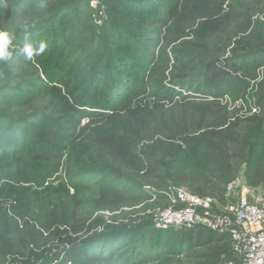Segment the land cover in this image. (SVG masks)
I'll return each instance as SVG.
<instances>
[{
    "label": "rangeland",
    "instance_id": "obj_1",
    "mask_svg": "<svg viewBox=\"0 0 264 264\" xmlns=\"http://www.w3.org/2000/svg\"><path fill=\"white\" fill-rule=\"evenodd\" d=\"M30 1L28 19L13 20ZM174 1L0 0L12 52L0 59V264L183 259L188 236L164 228L160 215L185 205L176 190L211 192L175 175L199 168V136L217 85V101L251 154L234 193L210 211L226 213L264 190V183L251 186L253 173L264 172L254 65L264 60V0H215L220 9L211 16L174 11ZM170 35L252 78L249 93L240 100L225 83L212 87L207 71L189 67L177 42L164 40ZM25 44L31 59L21 52ZM162 62L172 77L148 84L149 70ZM106 135L120 143L112 154L95 142Z\"/></svg>",
    "mask_w": 264,
    "mask_h": 264
},
{
    "label": "trees",
    "instance_id": "obj_2",
    "mask_svg": "<svg viewBox=\"0 0 264 264\" xmlns=\"http://www.w3.org/2000/svg\"><path fill=\"white\" fill-rule=\"evenodd\" d=\"M32 7L33 1L25 4L24 8L16 13L13 20L20 19L24 21L28 19ZM218 9L220 7L215 0H175L173 5L174 11H196L205 16H211ZM7 24L5 18L0 25V32L7 33L10 36V30L8 29L10 24L8 26ZM164 40L171 43L177 42V47L187 56L189 67L199 65L203 71H207L208 82L212 87L218 82L225 83L224 90L236 99L241 100L245 98L253 86L252 78L244 76L242 71L238 73L239 70L228 69L226 64L220 66L213 60L212 54L200 45L186 42L175 35L167 36ZM254 65L257 66L259 71L258 81L255 80L259 89L257 106L260 112H264V60H255ZM166 68V63L162 62L161 65H155L150 69L147 78L148 84L157 87L169 79L171 75H168ZM216 88L211 94L214 100L209 102L207 107L208 121L203 125L199 136L202 146L199 168L197 171L187 173L177 171L175 179L189 185L208 187L211 190L210 193L200 189H194L191 193L200 198L218 199L222 202L226 187L235 180L241 171L242 165L250 158L251 152L249 143L240 135L236 124L225 115L223 108L218 103L217 100L221 96V91L218 90L219 85ZM97 96L98 94L95 97ZM95 142L101 149H109L111 154L120 144L116 137L108 135L96 136ZM18 175L17 179H24L22 177L23 173ZM261 183H264V172L255 171L251 176V186L257 187ZM103 199L100 201L102 202ZM199 214H203V210L200 208ZM174 231L176 233L177 231L180 232L177 235L183 234V238L188 236V244L191 246L188 254L183 259H180V257L149 258L145 260L144 264H240L239 253L235 250L228 232H210L202 226H196L191 230L181 228ZM100 261L101 264H111L110 259Z\"/></svg>",
    "mask_w": 264,
    "mask_h": 264
},
{
    "label": "built area",
    "instance_id": "obj_3",
    "mask_svg": "<svg viewBox=\"0 0 264 264\" xmlns=\"http://www.w3.org/2000/svg\"><path fill=\"white\" fill-rule=\"evenodd\" d=\"M256 111V110H254ZM234 181L226 187L224 196L234 193ZM176 201L185 204L177 211L165 209L160 215L164 228L190 229L201 222L218 233L228 232L235 250L239 253L240 264H264V190L259 195L248 192L249 197L241 198L238 203L226 207V213L214 214L210 210L215 200L200 198L182 190H176ZM199 208L203 214H199ZM233 264V263H226Z\"/></svg>",
    "mask_w": 264,
    "mask_h": 264
},
{
    "label": "clouds",
    "instance_id": "obj_4",
    "mask_svg": "<svg viewBox=\"0 0 264 264\" xmlns=\"http://www.w3.org/2000/svg\"><path fill=\"white\" fill-rule=\"evenodd\" d=\"M10 44L9 35L7 33L0 32V59L8 60L12 56V52L8 51V46ZM44 50V45L41 44L38 52H42ZM21 52L26 55L28 59H31L34 52L33 47L30 44H25Z\"/></svg>",
    "mask_w": 264,
    "mask_h": 264
}]
</instances>
